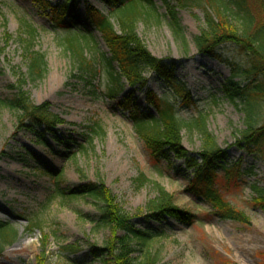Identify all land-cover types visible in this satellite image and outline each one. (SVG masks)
Listing matches in <instances>:
<instances>
[{"label": "rangeland", "instance_id": "374dc122", "mask_svg": "<svg viewBox=\"0 0 264 264\" xmlns=\"http://www.w3.org/2000/svg\"><path fill=\"white\" fill-rule=\"evenodd\" d=\"M167 1L176 5L175 0ZM50 2L54 5L67 1ZM76 2L79 30L90 35L95 46V52L85 51L84 56H108L101 35L87 20L86 8L90 7V15L95 18L98 16L94 11L108 18L119 32L118 16L108 5L114 0ZM153 3L156 16H146V11L140 10L136 35L151 56L174 66L175 79L189 102L173 97L171 84L146 69L142 76L147 79V89L157 96H172L168 101L182 124L181 144L191 157L197 158L201 151L202 137L189 126L194 120H204L207 132L225 153L223 164L230 171L216 172L214 189L250 224L223 220L209 202L189 193L194 171L186 168L184 160L170 155L168 161H153L129 114L118 105L121 96L115 100L94 98L78 80L69 77L73 63L64 44L65 33L54 32L49 12L33 0H0V36L6 33L11 37L0 56V97L5 98L6 87L16 84L26 72L24 45L19 41L20 33L23 38L27 36L26 23L36 30L33 50L44 55L47 74L41 81H27L24 91L35 105L48 104L51 114L63 122L56 131L64 143L58 145L47 135L50 149L35 144L31 134L16 131L17 115L0 106V224L7 223L16 232L13 244L0 252V264H104L92 257V247L102 249L109 239L121 234L96 227L99 207L92 199L62 200L53 194L57 184L61 189H72L84 182L98 181L137 228L158 235L150 243L134 247V264H141L147 252H159L156 264H264V255L260 256L264 254V212L252 203L257 196L252 186H264V162L238 145L240 133L245 130L244 115L225 100L222 92L230 72L197 53L193 40L204 29L200 7L176 9L181 40L173 32L161 0ZM252 11L260 21L262 10L258 4H252ZM129 93L135 100V109L143 111L149 106L144 91L126 86L124 94ZM149 110L155 114L153 107ZM70 138L81 150L73 148L66 155ZM38 167L60 173L59 179H50L36 170ZM140 175L145 177L143 183L137 181ZM156 185L168 192L174 207L192 216V221L182 217L163 223L145 219L154 214L147 211V204L157 196ZM66 245L77 246L79 252L65 257L62 247Z\"/></svg>", "mask_w": 264, "mask_h": 264}, {"label": "trees", "instance_id": "16d2710c", "mask_svg": "<svg viewBox=\"0 0 264 264\" xmlns=\"http://www.w3.org/2000/svg\"><path fill=\"white\" fill-rule=\"evenodd\" d=\"M33 1L44 12H49L54 32L65 33L64 44L73 63L69 77L78 80L83 89L94 98L105 96L109 100H115L121 96L118 105L129 114V119L136 126L153 161H168L170 155L184 160L186 168L194 171L187 191L209 202L216 215L223 220L249 225V219L242 212L232 209L214 189L216 172L230 171L223 164L225 153L207 132L204 120L199 118L189 126L196 129L202 137L201 151L197 158L191 157L181 144L182 124L176 116L174 105L168 101L169 96H172H157L147 89V79L142 76L146 69L161 81L171 84L172 94L175 95L173 97H181L185 103L189 102L184 88L175 79L174 66H168L163 60L151 56L136 35L138 17L142 15L140 10L144 9L146 16H156L153 0H114L113 4L108 2L111 11L118 16L119 32L115 30L112 22L98 11H94L98 17L90 15L88 6L87 20L101 35L108 54L92 58L84 56L85 51L95 52V46L91 36L79 30L81 22L79 14L75 12L78 8L76 0H66L67 2L54 5L50 0ZM161 2L167 10L173 32L181 40L176 9L200 7L203 10L204 29L193 40L197 53L217 61L230 72L229 78L222 86V92L225 100L244 115L245 130L240 133L238 145H243L264 162V0H175L174 6L167 0ZM253 3L258 4L262 10L260 21L252 11ZM234 23L239 27H235ZM23 25L27 36L23 38L20 33L19 41L24 45L26 72L20 75L16 84L6 87L8 94L5 98L0 97V106L17 115L16 131L31 134L35 144L48 147V135L58 145H63L56 131L63 122L51 114L48 104L35 105L24 91L27 81L34 83L46 77L47 65L44 55L33 50L36 30L26 23ZM10 40L11 37L6 33L0 36V56ZM126 86L145 92L146 103L149 105L145 110L133 107L135 100L132 99L131 93L124 94ZM150 107L154 108L155 114L149 110ZM67 144L66 155H70L73 148L81 150V146L71 138ZM36 170L53 180H58L60 176V173L53 174L44 168L38 167ZM137 181L143 183L145 177L140 175ZM155 187L157 196L147 204V211L154 214L145 219L152 218L163 223L166 219L179 220L182 217L188 222L192 221V216L181 214L174 207L172 196L168 192L157 185ZM252 190L257 195L252 201L253 206L264 212V186L261 189L252 186ZM53 194L62 200L78 197L92 199L99 207L96 227L109 229L113 235L118 232L121 234L120 237L109 239L102 249L92 247V257L101 259L104 264H134L131 258L134 247L148 244L158 236L149 230L137 228L133 219L117 205L102 181L84 182L72 189H61L57 184ZM15 239L16 232L11 226L7 223L0 224V252L4 246L12 245ZM62 251L65 257H68L76 255L79 248L66 245L62 247ZM159 260V252H147L141 264H156Z\"/></svg>", "mask_w": 264, "mask_h": 264}]
</instances>
